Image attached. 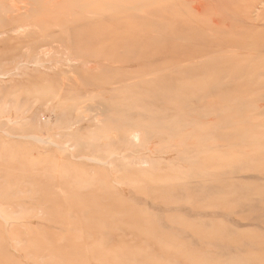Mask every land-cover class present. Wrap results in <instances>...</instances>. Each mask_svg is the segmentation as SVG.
I'll list each match as a JSON object with an SVG mask.
<instances>
[{"label": "rangeland", "instance_id": "rangeland-1", "mask_svg": "<svg viewBox=\"0 0 264 264\" xmlns=\"http://www.w3.org/2000/svg\"><path fill=\"white\" fill-rule=\"evenodd\" d=\"M0 264H264V0H0Z\"/></svg>", "mask_w": 264, "mask_h": 264}, {"label": "bare ground", "instance_id": "bare-ground-1", "mask_svg": "<svg viewBox=\"0 0 264 264\" xmlns=\"http://www.w3.org/2000/svg\"><path fill=\"white\" fill-rule=\"evenodd\" d=\"M9 2H10V0H9ZM11 4V3H10ZM199 12V11H198ZM29 27V26H28ZM31 28V27H30ZM34 28V27H33ZM28 30V29H27ZM21 31V30H20ZM24 32H25V30H24ZM28 32V31H27ZM36 32H37V30H36ZM33 33V32H32ZM24 34V33H23ZM22 34V35H23ZM27 34V33H26ZM12 35V34H11ZM15 35V34H14ZM30 41V40H29Z\"/></svg>", "mask_w": 264, "mask_h": 264}]
</instances>
